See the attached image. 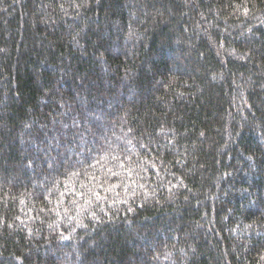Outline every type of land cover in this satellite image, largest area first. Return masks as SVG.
Returning a JSON list of instances; mask_svg holds the SVG:
<instances>
[{"label": "trees", "instance_id": "1", "mask_svg": "<svg viewBox=\"0 0 264 264\" xmlns=\"http://www.w3.org/2000/svg\"><path fill=\"white\" fill-rule=\"evenodd\" d=\"M0 264H264V0H0Z\"/></svg>", "mask_w": 264, "mask_h": 264}]
</instances>
